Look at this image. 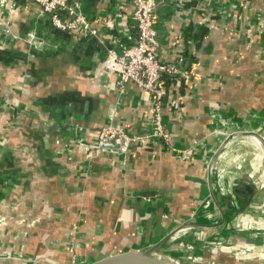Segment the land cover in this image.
<instances>
[{
	"label": "crops",
	"instance_id": "crops-1",
	"mask_svg": "<svg viewBox=\"0 0 264 264\" xmlns=\"http://www.w3.org/2000/svg\"><path fill=\"white\" fill-rule=\"evenodd\" d=\"M134 1L68 0L98 40L0 0V264L264 251V0H154L157 57L187 77L164 81L166 139L118 154L99 129L145 134L154 115L108 57L136 39Z\"/></svg>",
	"mask_w": 264,
	"mask_h": 264
},
{
	"label": "built area",
	"instance_id": "built-area-1",
	"mask_svg": "<svg viewBox=\"0 0 264 264\" xmlns=\"http://www.w3.org/2000/svg\"><path fill=\"white\" fill-rule=\"evenodd\" d=\"M37 5L46 14L53 27L65 31L82 27L89 31L93 37H98L97 32L90 28L87 19L75 12L68 0H24ZM154 0H135L132 11V20L136 28L134 43L123 47L119 51L108 50L110 68L118 76V85L131 82L137 88L151 95L153 107V122L151 130L141 135L125 133L121 129L112 126H103L97 135L98 144L114 141L120 147L114 153L124 154L134 144H142L152 138L166 139V133L162 123L161 101L164 96L165 77H187L184 71V59L179 58L174 63H165L158 59V42L156 31L151 18ZM63 15L69 20L64 21ZM99 40V37H98Z\"/></svg>",
	"mask_w": 264,
	"mask_h": 264
},
{
	"label": "water",
	"instance_id": "water-1",
	"mask_svg": "<svg viewBox=\"0 0 264 264\" xmlns=\"http://www.w3.org/2000/svg\"><path fill=\"white\" fill-rule=\"evenodd\" d=\"M33 44L40 48L42 45L37 41H34ZM41 49V48H40ZM102 149H110L116 151L119 149V145L115 144L114 141H109L103 144H100ZM94 264H173L166 262L160 259L150 257L147 253H137L135 251L124 252L120 254H115L112 256H107Z\"/></svg>",
	"mask_w": 264,
	"mask_h": 264
},
{
	"label": "rangeland",
	"instance_id": "rangeland-1",
	"mask_svg": "<svg viewBox=\"0 0 264 264\" xmlns=\"http://www.w3.org/2000/svg\"><path fill=\"white\" fill-rule=\"evenodd\" d=\"M260 245L262 246V245H264V243L260 244ZM231 249H233V247L222 249V250H225L224 254H226L225 255L226 258H224L223 261H219L217 263L223 264V262H224V264H226V263L234 264V262H236V261L234 259H232V260L229 259L227 255H230V256H234V255L239 256L240 255L241 259H243V261H246V264H264V251L263 252H258V251H256V248H253V249H250L247 252H243L241 254L239 253V250L235 254L227 252V251H229ZM172 259L174 261H172ZM172 259H167V261L173 262V263L177 262V263H180V264H201V263H203L205 261V259L202 262V260H200V259H194L193 257L192 258L191 257H185V255L184 256L182 255L180 257H178V256L177 257H173ZM200 261H201V263H200ZM205 262H207V261H205ZM177 263H175V264H177Z\"/></svg>",
	"mask_w": 264,
	"mask_h": 264
},
{
	"label": "trees",
	"instance_id": "trees-1",
	"mask_svg": "<svg viewBox=\"0 0 264 264\" xmlns=\"http://www.w3.org/2000/svg\"><path fill=\"white\" fill-rule=\"evenodd\" d=\"M169 79H171V77H165V78L163 79V81L166 82V81L169 80ZM165 82H164V83H165Z\"/></svg>",
	"mask_w": 264,
	"mask_h": 264
}]
</instances>
